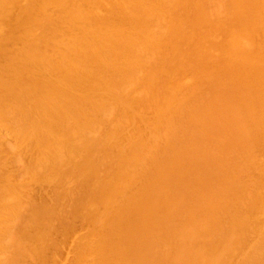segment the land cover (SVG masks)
Listing matches in <instances>:
<instances>
[{
	"label": "bare ground",
	"instance_id": "1",
	"mask_svg": "<svg viewBox=\"0 0 264 264\" xmlns=\"http://www.w3.org/2000/svg\"><path fill=\"white\" fill-rule=\"evenodd\" d=\"M0 264H264V0H0Z\"/></svg>",
	"mask_w": 264,
	"mask_h": 264
}]
</instances>
